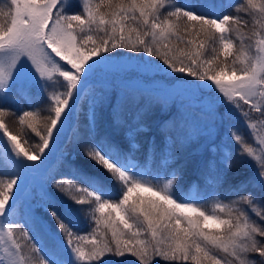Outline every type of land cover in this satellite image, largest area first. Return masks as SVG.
Instances as JSON below:
<instances>
[{
  "label": "snow or ice",
  "instance_id": "snow-or-ice-1",
  "mask_svg": "<svg viewBox=\"0 0 264 264\" xmlns=\"http://www.w3.org/2000/svg\"><path fill=\"white\" fill-rule=\"evenodd\" d=\"M97 104L110 110L103 124ZM153 113L172 127L141 147ZM200 132L208 143L196 152L208 147L209 159L190 151ZM237 155L251 172L232 179ZM53 158L67 174H53ZM189 168L211 183L174 187ZM5 176L0 264H264V0L0 4Z\"/></svg>",
  "mask_w": 264,
  "mask_h": 264
},
{
  "label": "rangeland",
  "instance_id": "rangeland-1",
  "mask_svg": "<svg viewBox=\"0 0 264 264\" xmlns=\"http://www.w3.org/2000/svg\"><path fill=\"white\" fill-rule=\"evenodd\" d=\"M69 2L70 3H76V0H69ZM75 10H78V9L74 8L73 11H75ZM103 86L104 85H101V87H103ZM142 87L150 88V87H154V86H152V85H143ZM146 95H153L154 96V95H163V94L162 93H160V94H157V93H146ZM83 105L87 107L86 119H80V121L82 123L86 124L87 117H88V102H85ZM109 111L110 110L107 108L106 105L97 104L96 112H97L98 123L103 124L104 122L107 121V119L109 117ZM163 115H164V113H153V115L150 117L148 123L145 126L146 127V131H145L144 134H142L140 136V139H139V142H141V147H143V141H145L147 138H150L152 136L159 137L160 135H162L164 133H167L171 129V127H172L171 120L166 121L160 127H158L157 124L155 123L156 121L162 120L163 119ZM232 122L241 131V123H244V122L239 118V116H235L233 118ZM247 130H249V129H247ZM223 131H224V129H221V133ZM70 132L71 131H69L66 134V141H65L64 144H62V148L63 149H65V147H68L69 145H71V143H69L67 141V137L72 135V133H70ZM242 133L244 134V132H242ZM14 134H18L22 141L25 140V139L27 140V137H25L24 135H20V134H22L20 131H17V133L14 132ZM33 139L34 140H33L32 143L28 142V144H25L24 146L28 147L29 144L34 146L35 143L38 142V138L35 137V135H34ZM207 143L208 142H207V138H206V133L205 132H200V133H196V134L193 135V143L190 146V151L195 154L193 156V159L200 160V159H209V158L212 157L213 154L211 153V151H210V149L208 147H205L203 149L202 153L196 152L197 148H200L202 145H207ZM55 172L56 171H54L53 174H55ZM62 173L63 174H67V170L65 172L58 171L57 175L59 176ZM7 178L8 177L5 176L4 179H7ZM210 183H211V180H206L204 177L200 176L199 173H197L194 170H192L191 168H189V169H187L186 173H182L181 174V180L178 181L177 185H174V187L179 186L183 190L187 191L189 189H193L194 190L197 187H207V185L210 184ZM47 190H48L49 193H51L53 195H54V191L57 192L59 195H61L58 191H56L55 188L50 189L49 185H48ZM40 200H41V196H40L39 191L38 190L33 191V193H32V203L33 204H39ZM207 206H208L209 209H211V206H212V201L211 200L208 201V205ZM35 212H36L37 215L44 216V214L41 211V208L39 206H37L35 208ZM132 260H135V258H132ZM160 264H163V262H160Z\"/></svg>",
  "mask_w": 264,
  "mask_h": 264
},
{
  "label": "trees",
  "instance_id": "trees-1",
  "mask_svg": "<svg viewBox=\"0 0 264 264\" xmlns=\"http://www.w3.org/2000/svg\"><path fill=\"white\" fill-rule=\"evenodd\" d=\"M3 3H6V1H5V0H0V4H3ZM82 110H83V109H82V107H81L80 112H79V115L82 114V113L84 112V111H82ZM40 115H41V116H46V115H47V111H45V110L41 111V112H40ZM79 115H78L79 126H80L81 129H83V128L85 127L86 124L82 123V122L79 120V119H80V116H79ZM10 119L13 120V122L11 121L12 123H10V125H8V126H10V128L13 130V132L17 133V131H20V132L22 133V134H20V135H24L25 137H27V141L30 142V143H32L33 140H34V139H33L34 135H33V133H31V130H30L29 128H27L26 126H21V125H19V123H18V121L15 119V117H13V116L10 115V114L7 115V116L5 117L6 122L10 121ZM16 130H17V131H16ZM64 151H65V156H68V153H70V152L72 151V146L69 145L68 147H65ZM138 151H139V150H138ZM80 159H81V160H86V158L83 157V156H81ZM235 160H238V159L235 158ZM52 166L56 169V172H55L54 175H56L57 178L59 177V176L57 175V172H58V171L65 172V171L67 170L66 165H65L64 163H60V162H58V161L56 160V158L53 159V161H52ZM235 167H236V168H239L240 171H239V173H238L236 176L231 177L232 179H239L240 176H243V175L249 174V173L251 172V169L246 168V167L242 168V167H238V166H236V165H235ZM62 174H63V173H62ZM0 178H3V179H4L5 177H0ZM49 188H50V189L53 188V187L51 186V184H49ZM56 191H57V190H56ZM52 195H53V194H52ZM53 196H54L55 198H57V199H59V198L61 197V195H59V194H58L57 192H55V191H54V195H53ZM42 202H43V201L40 200L39 204L42 203ZM40 208H41V211L43 212L45 218L48 219L49 222L51 223V218L47 216V214L44 212V210H43L42 207H40ZM93 227H94V224H93ZM131 259H132V258H131Z\"/></svg>",
  "mask_w": 264,
  "mask_h": 264
},
{
  "label": "bare ground",
  "instance_id": "bare-ground-1",
  "mask_svg": "<svg viewBox=\"0 0 264 264\" xmlns=\"http://www.w3.org/2000/svg\"><path fill=\"white\" fill-rule=\"evenodd\" d=\"M82 111H84L82 114H80L79 116H80V119H86V112H87V107L86 106H84V105H82ZM79 119V120H80ZM13 122V120H11L10 119V121H8L7 123H8V125H10V123H12ZM10 127V126H9ZM243 128V129H242ZM11 129V128H10ZM17 131V130H16ZM241 132H244V135L248 138V140H253V137H250V136H248V133H249V130H247L245 127H244V123H241ZM71 133V132H70ZM235 158H237L238 160H235ZM234 158V161H233V163H234V165H236V166H238V167H242V168H244V167H246V168H248L246 165H241L240 163H239V156L237 155L236 157ZM250 169V168H249Z\"/></svg>",
  "mask_w": 264,
  "mask_h": 264
}]
</instances>
